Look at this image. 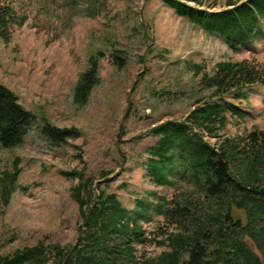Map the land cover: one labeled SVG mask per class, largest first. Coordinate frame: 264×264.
Segmentation results:
<instances>
[{
    "label": "rangeland",
    "instance_id": "1",
    "mask_svg": "<svg viewBox=\"0 0 264 264\" xmlns=\"http://www.w3.org/2000/svg\"><path fill=\"white\" fill-rule=\"evenodd\" d=\"M10 1L24 21L12 28L8 43L0 42V84L36 122L21 145L0 146V256L40 242H76L78 207L71 189L77 180L66 173L91 177L129 211L138 199L170 200L188 185L158 187L145 177V152L156 141L151 130L163 122H183L196 102L208 101L211 92L201 90L199 81L217 63L249 61L264 68V41L231 50L162 0ZM222 2L203 0L205 6ZM98 52L104 54L98 62L100 83L78 107L76 84ZM114 54L124 58V67L113 63ZM195 66L201 68L198 76ZM242 92L241 101L226 100L240 111H227L222 137L264 130V86ZM45 122L78 134L52 144L41 135ZM2 184L13 188L7 204ZM162 222L153 216L141 223L154 239L171 230ZM167 250L147 244L137 255L156 259Z\"/></svg>",
    "mask_w": 264,
    "mask_h": 264
},
{
    "label": "trees",
    "instance_id": "2",
    "mask_svg": "<svg viewBox=\"0 0 264 264\" xmlns=\"http://www.w3.org/2000/svg\"><path fill=\"white\" fill-rule=\"evenodd\" d=\"M175 14L231 50L264 41V0H223L205 6L203 0H162ZM218 7V8H217ZM10 0H0V42L8 43L12 28L21 25ZM98 52L90 68L76 84L73 102L85 106L99 85ZM124 67V58L112 55ZM201 69L195 66L194 75ZM210 91L208 101L195 103L183 122L154 126L156 141L145 152V177L158 187L176 189L169 200L154 196L138 199L133 211L122 206L107 188L82 172L66 173L77 180L71 197L78 207L77 240L72 245L38 243L10 255L0 264H264V130L244 137H222L228 112H239L243 90L264 86V68L249 61L220 62L211 75L199 81ZM36 118L17 96L0 84V146L21 145ZM76 129H60L45 122L43 138L62 145L77 135ZM209 140L215 139L211 145ZM18 171L13 174L16 180ZM13 188L2 184L7 204ZM153 216L171 230L162 238H149L141 222ZM156 245L168 249L156 259L140 260L138 247ZM253 246L254 249L250 247Z\"/></svg>",
    "mask_w": 264,
    "mask_h": 264
}]
</instances>
